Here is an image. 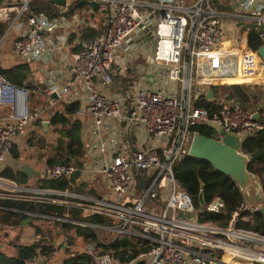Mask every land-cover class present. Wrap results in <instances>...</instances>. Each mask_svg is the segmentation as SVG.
Here are the masks:
<instances>
[{"label":"built area","instance_id":"obj_1","mask_svg":"<svg viewBox=\"0 0 264 264\" xmlns=\"http://www.w3.org/2000/svg\"><path fill=\"white\" fill-rule=\"evenodd\" d=\"M33 1L4 0L0 5V27L5 26L0 56L4 42L15 36V54L22 63L48 68L63 62L58 74L66 76L67 86H39L44 105L31 107L30 91L0 74V200L52 203L85 217L112 218L113 224L80 222L68 213L51 218L97 234L98 241L85 248L95 264H119L101 247L126 234L149 243L147 254L138 259L147 264H264V235L242 226L264 205L244 203L225 229L202 223L175 177L176 165L189 157L197 134L192 129L218 125L246 137L264 128L257 112L235 101L223 100L215 113L196 106L212 86L263 83L264 62L249 46V36L264 26V0H88L100 9L85 6L76 13L71 7L81 0H65V6L58 5L59 17L28 16ZM87 29L99 34L85 39ZM142 48L150 52L157 85L145 86L140 79L130 90L114 93L116 71L125 74ZM63 101L80 103L97 128L111 123L117 134L83 142L82 167L74 162L42 167L43 180L71 179L83 192L34 189L3 178L8 166L24 169L21 161L13 163V150L18 146L22 152L25 144L30 148L23 142L28 128L38 120L50 122ZM102 183L108 191L92 195L91 186L101 190ZM224 207L215 199L203 213L220 215ZM43 241L50 246L48 237L34 239L38 249L32 264H45L61 248H73L64 234L62 247L45 255Z\"/></svg>","mask_w":264,"mask_h":264},{"label":"trees","instance_id":"obj_2","mask_svg":"<svg viewBox=\"0 0 264 264\" xmlns=\"http://www.w3.org/2000/svg\"><path fill=\"white\" fill-rule=\"evenodd\" d=\"M79 4H74L71 7V13L79 12L81 9ZM28 16L32 14L40 15L46 13L51 17H59L58 5L53 4L51 1L41 0L33 1ZM5 32V26L0 27V38ZM83 38H95L99 34V30L87 29L83 31ZM249 46L259 51L264 45V26L259 29L253 28L249 36ZM128 66L125 74H118L114 77V83L112 91L120 94L130 90L141 79V74L138 66ZM31 67L28 63L19 64L12 68H2L0 66V74L5 76L10 82L19 88H27L30 92H37L39 86H33L28 84V80L31 75ZM240 80V79H239ZM241 82V81H240ZM211 89L214 92L215 102H211L202 96L197 102V107H204L215 113L219 110L220 104L223 100L235 101L240 104L245 110L250 112H257L258 123L264 127V84H241V85H221L212 86ZM44 105L43 101L38 103ZM39 105V106H40ZM81 110L80 103H60L59 110L53 114L50 119V132L42 133L43 124L38 120L33 123L34 130L27 138L26 142L30 148H34L39 152V160H44L46 165L53 167L57 165H69L71 162L77 163L78 166H83V160L86 157V147L82 140V123L77 119L78 112ZM39 130V132H38ZM192 131L199 134H204L208 137H217L215 131L211 127H201L192 129ZM48 137L52 140L48 141ZM246 141L243 145L242 151L250 155L253 160L250 162L248 169L250 172L257 175L262 183V193L264 194V128L261 131H256L245 137ZM23 151L21 152L18 146L12 152V161L17 163L22 160ZM2 177L15 181L17 184L23 187H31V181L37 183V187L40 189H52L61 192L67 190H78L76 184H72L71 179L50 181L40 180L36 178H30L27 174L16 168L15 165L8 166L3 172ZM175 177L179 181L180 185L186 189L188 194L194 201V205L199 212V219L202 223H212L222 229L229 226L230 216L234 213L238 207L246 203L245 198L233 181L232 178L218 173L214 167L207 161H200L191 157H186L183 162L179 163L175 167ZM75 182V179H73ZM76 183V182H75ZM204 186V199L206 205L211 203L215 199H221L225 203L222 214H211L201 212L202 207L200 205V193ZM66 213L70 218L80 222H92L96 224H113L112 218H101L99 216L86 217L81 211L68 208L67 206H59L52 203H39L35 201H14V200H0V226L3 229L9 228L10 231H17V228L22 227L23 223L29 216L33 214L35 220H49L51 218H64ZM54 222L57 229L59 228L64 234L69 235L72 243L79 244L84 247L75 248L70 251V255L64 264H95L93 257L86 253V246L91 241H98L97 234L90 228H84L79 225L67 222L60 223ZM242 226L249 230L258 232L264 235V214L256 212L250 215V220L243 223ZM57 229L55 235L58 234ZM9 231V232H10ZM36 234L46 238L47 235L42 231L41 227H36ZM112 238V235H110ZM74 241V242H73ZM110 241V240H108ZM44 242V241H43ZM46 244L48 241H45ZM15 249L21 247L11 243ZM10 244V245H11ZM43 245L42 249L46 252L45 255H51L53 252V244L50 246ZM149 243L140 240L131 235H125L115 242L108 243L102 246L103 254H109L110 257L117 261L119 264H147L145 261L138 260L141 255L147 254L149 251ZM80 246V247H81ZM28 249L36 256L37 245L28 247ZM0 264H31L30 261L26 262L19 259V254L15 256L7 255L3 251H0Z\"/></svg>","mask_w":264,"mask_h":264},{"label":"water","instance_id":"obj_3","mask_svg":"<svg viewBox=\"0 0 264 264\" xmlns=\"http://www.w3.org/2000/svg\"><path fill=\"white\" fill-rule=\"evenodd\" d=\"M3 1L0 0V5ZM51 2L59 6H65L66 4L65 0H51ZM78 6L80 8L90 6L96 11L100 9V4L88 0H81ZM258 55L264 62V47L260 48ZM150 61L152 60L150 59ZM206 98L211 102H215L212 89L206 93ZM255 118L258 119V114H255ZM42 124L44 133H47L51 126L50 122L44 121ZM211 128L216 132L217 137H208L199 133L195 134L189 157L200 161H207L218 173L232 178L238 186L242 197L245 198L246 203L250 205H264L261 180L248 169L253 158L242 151L246 138L236 134L234 131L227 132L218 125H213ZM23 172L30 178L39 176V173L30 164L24 167ZM199 199L202 207L201 212H203L206 204L204 199V186H202ZM260 212L264 214V206ZM30 222L31 218H27L26 221L22 222V225L26 227ZM34 257V254L28 248L23 247L20 249L19 259L28 262L32 261Z\"/></svg>","mask_w":264,"mask_h":264},{"label":"crops","instance_id":"obj_4","mask_svg":"<svg viewBox=\"0 0 264 264\" xmlns=\"http://www.w3.org/2000/svg\"><path fill=\"white\" fill-rule=\"evenodd\" d=\"M14 40H15V36H10L4 42L3 48H2V51H1L0 58L3 59V55L6 52L8 53L7 50L10 47V44H11V46L13 48V49H11V51H12V56H13V60L14 61H13L12 65L10 67H7V68H12V67L17 66L19 64H23L21 59H19L18 56L15 54L14 45H13ZM146 50L147 49L144 48L143 50H141V52H138L137 54H135V56H133V58L131 60V64L130 65L134 66V63L136 62V61L134 62V60H137L139 58L138 55L142 54V57H140V58L141 59L145 58L146 63H143L142 65H138V68L140 69L139 71H140V74H141L140 82H141V84H143L145 86L155 87L157 85L156 73L153 72L154 71V67H153V65H151L152 63L148 60V55H149L150 52H148ZM15 62H16V64H15ZM59 62L56 63V64L49 65L48 68H45L44 66H42L43 69H42L41 75H39V79H43L44 78V80L41 81L40 84H43V86H45V87L49 86V84L50 85L51 84H58L60 86H67V84H65V80H66L65 77L66 76L65 75L62 76V75L58 74V70L61 67H65V64L63 62H60V63ZM38 64L43 65L42 63H39V62H30L29 65L31 67V70H32V67H34L36 65L39 66ZM137 64H139V63H137ZM4 68H6V67H4ZM36 70H38V69H36ZM31 75H32V73H31ZM31 75H30V77H31ZM260 79H261V81H264V76L262 75L260 77ZM36 104H38V103H36ZM38 105H40V104H38ZM82 107L83 106L81 105V110L78 112L77 119L80 121V123H82V126H83L82 127V140H83V142H90L91 139H93L95 137L101 138L102 140H104V139L107 140V139H111V138H114V137L117 136L116 131H115V126L113 124L110 123L108 126H106L104 128H97L95 123L93 122V117L89 113H87L85 111L83 112L82 111L83 110ZM43 131H44V127H43ZM20 161H22V160H20ZM19 162H17V163H19ZM26 165H24V167ZM23 230H24V232L22 231L19 236H18V234H16L14 232L15 233V238L18 237L17 238L18 242H16V243L14 242L13 243L12 241L15 238L12 239L11 237H13V236H10V238H8V240L5 241L6 243L0 244V251H3L7 255L9 254L11 256H15V255L19 254L21 248H23V247L28 248V247L33 246L35 244L34 243V239L38 236L36 234V231H35L34 227L29 226V224H28L27 227H24ZM57 232H58V234H57L58 235V239L57 240H51V241H52L54 246L58 245V246L62 247V242H60V241H61L62 236L64 235V233L61 230H59V228L57 229ZM48 238L50 239V237H48ZM58 240H59V242H56ZM8 243H9V245H8ZM11 243L17 245L18 247L20 246L21 248L20 249H15L14 246L10 245ZM77 243L79 244V248H80V246H81L80 242H77ZM43 244L45 245L46 242L44 241ZM75 248H76V245H75V242H74L73 243V248L71 249V251L73 249L75 250ZM61 251H62V253L64 252V250L61 248L60 251H57V253L53 254V256L51 255L48 258V260L46 261L45 264H57L56 262H58L59 259L61 258V255H60ZM69 253H67V254L64 253L63 254L64 259L61 261L63 264H64V261L68 259L69 255H70ZM32 261H30L31 264H32ZM62 263H60V264H62Z\"/></svg>","mask_w":264,"mask_h":264},{"label":"rangeland","instance_id":"obj_5","mask_svg":"<svg viewBox=\"0 0 264 264\" xmlns=\"http://www.w3.org/2000/svg\"><path fill=\"white\" fill-rule=\"evenodd\" d=\"M12 1V0H11ZM86 10V9H85ZM153 42V41H152ZM10 43V42H9ZM8 43V44H9ZM9 46V45H8ZM11 49H13L12 48V46H11V44H10V47L8 48V53L6 52L4 55H3V59H0V66L3 68V67H10L11 65H12V63H13V56H12V51H11ZM142 50H143V48H142ZM147 51V50H146ZM139 56V58L137 59V60H134V65L135 64H137V63H139V64H137L136 66H138V65H142L143 63H146L145 62V60L142 58H140V57H142V54L141 55H138ZM15 64H16V62H15ZM37 64V63H36ZM131 64V63H130ZM130 64H129V66H130ZM39 66H34V67H32V70H31V72H32V75H31V77L29 78V80H28V84H30V85H33V86H35L36 87V85L37 86H41V87H43V84H40L41 83V81H43L44 80V78L43 79H39V75H41V72H42V66H44V65H40V64H38ZM132 66V65H131ZM36 69H38V70H36ZM49 71V70H48ZM263 82V84H264V81H262ZM249 83H251V82H249ZM248 82L247 83H243V84H249ZM253 84H255V82H252ZM251 83V84H252ZM221 85H223V84H221ZM225 85H235V84H225ZM42 102V98L40 97V95H39V93L38 92H30V96H29V103L31 104V107H35V106H39L38 104H36V103H41ZM59 108H60V106L55 110V112L54 113H56L58 110H59ZM34 130H36L35 129V127L33 126V125H31L29 128H28V130H27V134H25V136H24V138L25 139H23V142H24V144H25V141L27 140V138L31 135V133L34 131ZM38 132H39V130H38ZM52 140V138L51 137H48V141H51ZM25 146H26V148H25V150L23 151V156H22V161H21V164H24V165H26V164H33L34 166H35V170L39 173V176H37V177H35L36 179H40V180H43L44 179V176H43V174H41V171L43 170V166H45L46 165V163H44V160H42V159H40L39 160V152L36 150V149H34V148H27V145L25 144ZM29 146V145H28ZM30 147V146H29ZM31 183V188H34V189H40V188H38L37 187V183H35V181H31L30 182ZM95 184V183H94ZM94 184L91 186V193H92V195H100V194H104V192L105 191H108V189H106V185H104L103 183H102V187H101V190H98L95 186H94ZM85 188H88V186H85L84 187V189ZM71 192V191H70ZM28 218H31V222H30V224H29V226H32V227H34V229H35V231H36V227H41V229H42V231L48 236V237H50V243L52 244V242H51V240H57L58 239V235H55V230L57 229V227H56V225H55V223L54 222H50V220L51 219H47V220H41V221H38V220H35V217H33V215H29L28 216ZM27 220V219H26ZM25 220V221H26ZM53 221V220H52ZM27 227V226H26ZM24 226H22V227H19V228H17V231H10V229L9 228H7V229H3V227H1L0 226V244H3V243H6L5 241L6 240H8V238H10V236H13V237H11L12 239H14L15 238V233L16 234H18V236L21 234V232L23 231L24 232ZM10 231V232H9ZM15 232V233H14ZM18 237H16L12 242L14 243H16V242H18V239H17ZM56 242H59V240L58 241H56ZM79 242V241H78ZM82 244V243H81ZM8 245H9V243H8ZM11 246H12V244H11ZM55 247L57 248L58 247V245H55ZM76 248H79V246L78 245H76ZM81 249H83L84 247H80ZM52 249H54V248H52ZM60 251V250H59ZM71 250H67V251H64L63 253H62V251H61V253H60V255H61V258L59 259V261L58 262H56L57 264H60V263H62L61 261L64 259V257H63V254L64 253H69ZM63 264V263H62Z\"/></svg>","mask_w":264,"mask_h":264}]
</instances>
